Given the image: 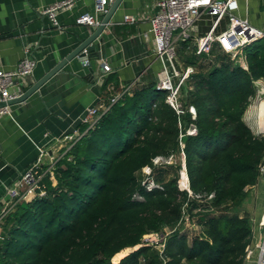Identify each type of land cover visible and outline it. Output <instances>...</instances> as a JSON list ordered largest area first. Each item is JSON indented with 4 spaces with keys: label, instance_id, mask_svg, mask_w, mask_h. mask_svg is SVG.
Wrapping results in <instances>:
<instances>
[{
    "label": "trees",
    "instance_id": "16d2710c",
    "mask_svg": "<svg viewBox=\"0 0 264 264\" xmlns=\"http://www.w3.org/2000/svg\"><path fill=\"white\" fill-rule=\"evenodd\" d=\"M213 45L180 85L182 112L151 82L125 94L72 144L55 163V183L42 177L45 195L4 218L0 264H243L252 225L237 208L264 159V134L252 131L244 113L254 80L264 81V37L243 47L246 68ZM181 151L193 195L211 199L179 188L181 160L153 167L162 188L140 185L153 157ZM135 191L143 200L131 199ZM185 215L190 226L183 227ZM152 231L164 235L161 252L141 241Z\"/></svg>",
    "mask_w": 264,
    "mask_h": 264
},
{
    "label": "crops",
    "instance_id": "0c3cea01",
    "mask_svg": "<svg viewBox=\"0 0 264 264\" xmlns=\"http://www.w3.org/2000/svg\"><path fill=\"white\" fill-rule=\"evenodd\" d=\"M58 1L61 0H0V69H14L25 56L36 61L31 74L15 79L9 88L11 93L28 89L97 27L75 23L79 15L93 12L94 0H72L70 7L57 13L60 28L53 26L42 11ZM158 1L120 0L109 22L93 41L94 49L88 55L92 72L74 56L26 101L9 105L10 114L0 115V210L7 199V187L35 162L41 149L45 152L42 161L46 166L49 160L62 155L63 147L68 144L66 135L78 138L88 130L82 123L88 107L108 103L112 95L126 87H130V92L156 82L162 64L154 53L150 29ZM237 3L235 14L264 32V0H237ZM104 14L99 15L100 22ZM125 15L135 20L125 22ZM228 23V17H222L214 33L224 31ZM213 24L214 16L202 11L190 28V39L184 50H181V41H176L175 65L179 71L183 72L186 66H192L195 71L197 64L203 62L202 56L207 57L195 53L194 39L209 32ZM190 55H198L196 63L186 62V56ZM102 63L109 65L108 71L103 70ZM254 100L253 97L245 110L246 123L247 118L253 120L256 116L257 107L251 104ZM259 106L261 108L262 104ZM50 179L54 184V176ZM237 211L239 215H248L251 221L249 245L253 247L264 235V224H261L264 177L259 176L256 184L247 189ZM254 261L252 256L243 264H254Z\"/></svg>",
    "mask_w": 264,
    "mask_h": 264
},
{
    "label": "built area",
    "instance_id": "2783aa9c",
    "mask_svg": "<svg viewBox=\"0 0 264 264\" xmlns=\"http://www.w3.org/2000/svg\"><path fill=\"white\" fill-rule=\"evenodd\" d=\"M112 0H94V10L92 13L86 12L75 19L77 25L98 26L100 24L99 15L104 14L108 10V5ZM72 0H61L49 7L43 9L42 13L47 15L53 26L60 28L57 21V13L72 5ZM158 11L151 19V32L153 33L154 53L160 60L162 68L160 69L157 80L155 82V88L159 90H166L168 94L166 96V102L171 105L177 112H182L181 105L178 101L180 85L185 79L194 72L192 66H186L184 71L178 70L175 65L176 46L177 40L187 41L190 39V28L193 25L196 18L202 11H207L214 16V24L212 29L206 34L195 38L196 54L210 55L211 49L214 43H218L222 51L227 53L232 60L237 64L246 68V60L243 55V47L250 42L264 37V32L253 27L247 19L238 17L235 11L238 10L237 0H159L157 2ZM224 16L228 17V27L218 33H214V27L217 26L220 19ZM135 18L131 15H125V22H133ZM85 57H82L81 61L84 66L89 64L88 51L86 48L82 50ZM36 66L35 59L25 56L12 70L0 69V102H6L13 97H16L20 93H11L9 88L13 85L15 79L24 78L31 74ZM104 71L109 70V65L102 63ZM176 78L174 81L173 79ZM256 88L254 98L257 99L256 107L259 110V104L264 101V81L262 79L254 80ZM129 88H124L121 92H117L109 98L108 103L100 102L96 105L90 106L86 109L82 118V123L87 126V129L94 127L98 122L102 114H104L111 105L117 103L123 98V96L129 93ZM188 111L191 113L192 118L195 117V109L192 105L188 107ZM10 114L9 105L0 106V115ZM264 114L261 112L260 116ZM256 135L264 134V128L259 130L258 125H255ZM187 133H195V127L192 125L187 130ZM80 137V136H79ZM78 137V138H79ZM68 140V144L63 148L62 155L52 158L46 166L43 164L42 156L45 154L43 150H40L39 157L35 162L25 169L15 183L8 186L6 189L7 199L5 200L3 207L0 210V227L5 217H7L21 202L30 201L35 196L45 195V189L40 185L42 177L49 173L53 176V169L55 163L65 155L66 151L78 140L75 136L66 135L64 137ZM179 157L181 160V169L179 170L178 186L181 190H186L189 196H195L197 199L203 198L209 200L212 197V193L208 195L194 194L189 188V181L184 164V154L181 151L180 154L174 153L168 155H156L152 158V165H146L141 169L142 178L140 179V185L146 191H150L154 188H162L155 182L153 177L154 166H164L176 163V159ZM45 166V167H44ZM39 169L42 170L39 172ZM260 177H264V159L259 166ZM132 200L141 201L143 195L138 191H135L131 195ZM180 224V223H179ZM264 224V220L261 221ZM183 227L190 226L189 219L185 215ZM1 233V232H0ZM164 233H169L168 229H164ZM163 233L159 231H152L142 236L143 244H154L161 252L163 248ZM255 257L254 264H264V235L262 240L255 244L253 247L248 246L244 261Z\"/></svg>",
    "mask_w": 264,
    "mask_h": 264
},
{
    "label": "water",
    "instance_id": "95a60500",
    "mask_svg": "<svg viewBox=\"0 0 264 264\" xmlns=\"http://www.w3.org/2000/svg\"><path fill=\"white\" fill-rule=\"evenodd\" d=\"M120 0H114V2L110 5L107 12L104 14L103 18L101 19L100 24L95 28V30L86 38L84 39L73 51H71L66 57L61 59L55 66H53L46 74H44L40 79L35 81L28 89L24 92L20 93L16 97L7 100L6 102H0V106L11 105L15 103H22L26 101L31 95H33L39 87L47 81L51 76H53L57 71H59L62 66H64L69 60H71L74 56H78L80 60L82 57H85V54L82 52L84 48L87 49L88 55L90 50L94 49L93 41L101 34L105 25L109 22L111 14L115 10L118 2ZM87 55V56H88ZM89 71L92 72L93 69L91 68V64H88Z\"/></svg>",
    "mask_w": 264,
    "mask_h": 264
},
{
    "label": "rangeland",
    "instance_id": "374dc122",
    "mask_svg": "<svg viewBox=\"0 0 264 264\" xmlns=\"http://www.w3.org/2000/svg\"><path fill=\"white\" fill-rule=\"evenodd\" d=\"M174 81L176 80V78H174L173 79ZM257 101V99H255L254 101H253V103H251L252 105H254V106H257L256 105V103L258 102H256ZM264 102V101H263ZM260 105V104H259ZM260 107V106H259ZM258 107V108H259ZM259 110H260V113H259ZM259 110L257 109V112H256V116H254V118H253V120L251 119V118H247V123H248V125L250 126V128L252 129V131L253 132H255L256 133V129L254 128V126L255 125H258V129L259 130H261V129H263L262 127H263V124H262V122L264 121V118H262L261 116H260V114H261V108H259ZM179 161V157L176 159V163ZM139 177H140V179L142 178V173H140L139 174Z\"/></svg>",
    "mask_w": 264,
    "mask_h": 264
},
{
    "label": "bare ground",
    "instance_id": "6f19581e",
    "mask_svg": "<svg viewBox=\"0 0 264 264\" xmlns=\"http://www.w3.org/2000/svg\"><path fill=\"white\" fill-rule=\"evenodd\" d=\"M260 104H262V106H261V112H262V111H264V102H261Z\"/></svg>",
    "mask_w": 264,
    "mask_h": 264
}]
</instances>
